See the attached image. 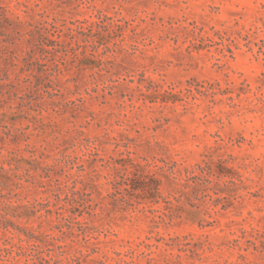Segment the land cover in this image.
<instances>
[{
    "label": "rangeland",
    "instance_id": "obj_1",
    "mask_svg": "<svg viewBox=\"0 0 264 264\" xmlns=\"http://www.w3.org/2000/svg\"><path fill=\"white\" fill-rule=\"evenodd\" d=\"M0 264H264V0H0Z\"/></svg>",
    "mask_w": 264,
    "mask_h": 264
}]
</instances>
